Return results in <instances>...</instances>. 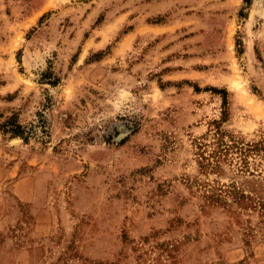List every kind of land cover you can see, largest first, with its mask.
Segmentation results:
<instances>
[{
  "label": "rangeland",
  "instance_id": "obj_1",
  "mask_svg": "<svg viewBox=\"0 0 264 264\" xmlns=\"http://www.w3.org/2000/svg\"><path fill=\"white\" fill-rule=\"evenodd\" d=\"M0 264H264V0H0Z\"/></svg>",
  "mask_w": 264,
  "mask_h": 264
},
{
  "label": "trees",
  "instance_id": "obj_2",
  "mask_svg": "<svg viewBox=\"0 0 264 264\" xmlns=\"http://www.w3.org/2000/svg\"><path fill=\"white\" fill-rule=\"evenodd\" d=\"M251 2L252 0H244L246 8L250 6ZM7 124H11V128H5ZM3 133H10L13 137L20 136L24 141L26 140V137L23 136L20 124L17 123L15 115H11L10 118L6 120V124L3 126Z\"/></svg>",
  "mask_w": 264,
  "mask_h": 264
}]
</instances>
